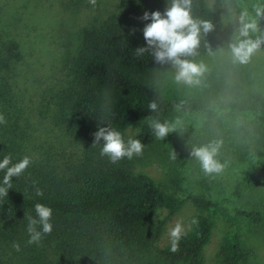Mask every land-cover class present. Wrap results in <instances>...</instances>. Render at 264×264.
<instances>
[{"label": "trees", "instance_id": "obj_1", "mask_svg": "<svg viewBox=\"0 0 264 264\" xmlns=\"http://www.w3.org/2000/svg\"><path fill=\"white\" fill-rule=\"evenodd\" d=\"M245 1L236 0L240 5ZM121 2L115 14L79 32L63 76L42 100L56 142L35 146L26 144L27 110L14 78L22 47L0 20V159L30 160L0 195V264H205L204 248L219 220L227 229L214 264H251L254 251L242 245L239 228L243 221L259 225L264 212L241 202L249 188L264 180V148L261 159L238 177L231 195L220 200L192 193L178 197L147 173L136 171L134 156L112 163L100 154L103 142L94 141L98 127L120 132L125 142L139 140L144 149L158 139L153 122L169 127L176 113L213 114L200 99L165 97L142 80L153 71L174 68L169 62H156L151 50L137 52L146 44L142 29L148 21L142 19L143 13L163 12L170 0ZM190 4L193 19L207 21L211 28L200 31L193 54L181 59L193 62L243 40L231 34L206 0ZM151 103L155 110L149 108ZM224 108L264 125V110L255 104L230 101ZM3 176L0 170V181ZM168 180L182 189L176 175ZM186 202L195 208L191 228L180 232L178 240L159 244L168 217ZM36 203L52 209V231L39 243L29 244L28 218L35 216ZM161 209L167 214L156 218Z\"/></svg>", "mask_w": 264, "mask_h": 264}, {"label": "rangeland", "instance_id": "obj_2", "mask_svg": "<svg viewBox=\"0 0 264 264\" xmlns=\"http://www.w3.org/2000/svg\"><path fill=\"white\" fill-rule=\"evenodd\" d=\"M222 18L226 28L237 38L244 23L254 22L256 31L249 30L248 39L264 35V11L256 15V8L264 9V0H206ZM121 0H0V20L16 37L22 47V59L16 65L14 78L26 107L24 122L30 133L27 146L43 142L55 143V128L48 113L42 112V100L64 74V69L76 46L79 32L103 17L115 14ZM204 71L191 84L175 79L176 68L160 69L142 80L163 96L180 99H200L213 111L204 113H176L170 131L158 138L149 148L136 155L135 170L150 175L166 192L184 198L192 193L204 198H227L242 172L249 170L262 156L264 125L250 116L229 113L224 107L230 102L252 103L264 110V47L252 52L246 62H240L232 49L220 48L195 59ZM201 146L215 147L214 159L223 165L220 172L206 173L192 152ZM169 175H176L181 190L172 186ZM241 204L264 212V180L255 183L243 197ZM195 208L186 202L177 213L168 217L159 244L173 238V231L191 228ZM167 214L166 209L156 218ZM222 220L213 229L204 248L205 264H214V254L224 231ZM239 233L245 248L254 256L251 264H264V221L259 225L243 221Z\"/></svg>", "mask_w": 264, "mask_h": 264}, {"label": "clouds", "instance_id": "obj_3", "mask_svg": "<svg viewBox=\"0 0 264 264\" xmlns=\"http://www.w3.org/2000/svg\"><path fill=\"white\" fill-rule=\"evenodd\" d=\"M190 0H170L169 6L163 11L154 10L151 13L145 11L142 19L148 21L143 26L142 35L146 42L145 47L137 49L138 53L151 50L153 59L158 63L169 62L176 68L175 79L184 83L198 82L194 77L204 71V66L191 61L181 59L182 56L193 54L199 44L201 30L207 32L211 25L207 21L193 19L190 14ZM261 7L256 8V15L262 14ZM249 30L256 31V25L250 21L243 24L240 35L245 39L232 46L233 56L240 62H246L254 50L264 43V35L256 39H248ZM149 108L156 109V104H149ZM157 138H163L169 131L167 123L153 122L152 125ZM95 142L102 141L101 156H107L109 161L116 163L121 158L131 159L134 154L142 151L139 140L129 138L124 141L120 132L106 127H98L94 133ZM216 148L201 146L194 148L192 154L197 157L201 167L206 173L220 172L223 165L214 159ZM27 156L13 163L10 156L0 159V170H4V176L0 181V195H4L8 187H11L10 178L19 176L29 165ZM6 186V187H5ZM39 194V193H38ZM35 216L28 218L27 233L28 243H39L42 235L52 231L50 222L52 209L44 204L34 205ZM173 237L179 239V231L174 230ZM175 251V242L173 243Z\"/></svg>", "mask_w": 264, "mask_h": 264}]
</instances>
